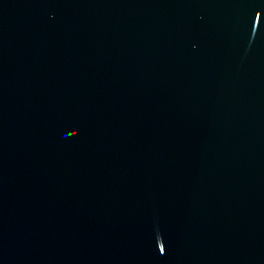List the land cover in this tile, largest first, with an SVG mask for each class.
<instances>
[{
  "label": "water",
  "instance_id": "1",
  "mask_svg": "<svg viewBox=\"0 0 264 264\" xmlns=\"http://www.w3.org/2000/svg\"><path fill=\"white\" fill-rule=\"evenodd\" d=\"M0 264H264V0H0Z\"/></svg>",
  "mask_w": 264,
  "mask_h": 264
}]
</instances>
